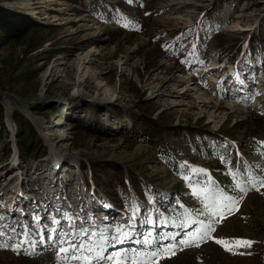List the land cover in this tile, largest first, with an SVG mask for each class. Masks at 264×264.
<instances>
[{"label":"rangeland","instance_id":"374dc122","mask_svg":"<svg viewBox=\"0 0 264 264\" xmlns=\"http://www.w3.org/2000/svg\"><path fill=\"white\" fill-rule=\"evenodd\" d=\"M0 7L31 19L0 24V264H79L58 258L59 238L87 246L117 227L128 235L107 254L174 244L151 264H264V187L245 183L264 178V0ZM209 177L236 202L212 233L230 251L180 243Z\"/></svg>","mask_w":264,"mask_h":264},{"label":"snow or ice","instance_id":"6c2138e0","mask_svg":"<svg viewBox=\"0 0 264 264\" xmlns=\"http://www.w3.org/2000/svg\"><path fill=\"white\" fill-rule=\"evenodd\" d=\"M147 15V13H146ZM127 26V25H126ZM202 63V61H201ZM264 143V142H261ZM237 155H239L237 153ZM201 173H205L206 170L199 169ZM233 177V181L235 182V187L240 191H244V184L238 182V175L235 172L229 171L228 173ZM184 179L189 181L191 184L190 178L185 176ZM260 183L261 187H264V178H260L259 180L256 177L250 176L246 184H250L253 187L257 183ZM258 190V189H257ZM192 195L199 201L200 207L188 210L185 209L183 212V217L180 221V226L185 229H189L190 226L194 228V231L188 232V239H183L180 241L181 244H188L192 241L200 240L203 241L205 238L212 239L215 243L222 245L226 250H231L229 248V244L232 242L223 237H214L212 235L213 232L216 231V225H219L223 219L222 213L224 211L231 212L232 206L236 205V202L233 200L231 196L225 195L224 191L217 188L211 181V177L208 178V181L203 184L201 187L192 186ZM179 203V202H177ZM181 208H184V205H180ZM139 211V209H135ZM204 217L205 219H201ZM219 217V219H217ZM38 219V217H37ZM52 224H58L55 218L51 221ZM85 230H81L79 235L81 237L84 236ZM128 235V233L121 231L119 227L115 230V233L109 237L104 232L96 233L93 232L92 235L88 236L87 239L89 243L87 246L81 240L78 243H74L71 239L64 240L63 238H59L58 253L57 256L59 258L60 254H65V260L71 259L72 261L79 262V264H109V262L113 261V258L116 257L117 260L114 261V264H127L129 259L131 260V264H151V260L153 257L159 258V251L162 250L165 253L172 252L174 254V244H169L167 246H161L158 251L153 252H137L134 251L131 256L127 252L113 251L111 254H107L104 252V249L109 247L112 242H119L121 238H124ZM147 236H151V231L147 233ZM28 237V232L24 233V238L21 239L20 243L23 244ZM164 237H161L163 239ZM48 240H53L52 236H47ZM236 244H244L250 245L252 242L249 240H235ZM152 240L146 238L144 240L145 246L152 245ZM6 245L0 244V247H4ZM13 249L16 250L19 245L14 244ZM99 249V251L97 250ZM79 252V255H69L72 253ZM106 257V259H105Z\"/></svg>","mask_w":264,"mask_h":264},{"label":"trees","instance_id":"16d2710c","mask_svg":"<svg viewBox=\"0 0 264 264\" xmlns=\"http://www.w3.org/2000/svg\"><path fill=\"white\" fill-rule=\"evenodd\" d=\"M19 17V19L24 23V22H29L31 19L26 16V15H21L19 13L16 12H11L8 11L7 9H4L2 7H0V24L1 26H3L6 29H9L12 25V22L10 19L12 18H17ZM0 125H2V108L0 106ZM137 249L135 248L134 251H136Z\"/></svg>","mask_w":264,"mask_h":264},{"label":"bare ground","instance_id":"6f19581e","mask_svg":"<svg viewBox=\"0 0 264 264\" xmlns=\"http://www.w3.org/2000/svg\"><path fill=\"white\" fill-rule=\"evenodd\" d=\"M263 85H264V84H263ZM52 156H53V158H54L53 160L55 161L54 164H55V166H57L58 163H59V160H58V159H59L60 157H59L58 155H56V154H53Z\"/></svg>","mask_w":264,"mask_h":264}]
</instances>
